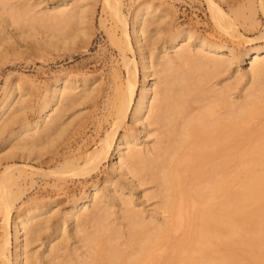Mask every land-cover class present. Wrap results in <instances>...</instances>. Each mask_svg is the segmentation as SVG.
Instances as JSON below:
<instances>
[{
    "label": "bare ground",
    "instance_id": "bare-ground-1",
    "mask_svg": "<svg viewBox=\"0 0 264 264\" xmlns=\"http://www.w3.org/2000/svg\"><path fill=\"white\" fill-rule=\"evenodd\" d=\"M14 1L0 0V15L8 16L6 26L20 29L23 22L35 26L42 21L54 30L76 24L75 37L86 31L89 0H59L53 8L40 11V2ZM207 2L212 20L228 30V15L219 4ZM114 3L112 12L121 24L124 44L129 52L139 54L140 62L127 64L129 76L112 130L95 151L81 158H64L52 174L87 180L112 158L118 180L106 177V192L90 185L65 213L45 202L18 209L25 191L17 193L12 186L18 179L15 171L21 169L7 167L0 179L5 230L0 264H225L236 260L232 250L244 239L249 240L247 253L255 263H263L255 249L264 250V170L257 171L264 165V134L255 128L264 125V46L248 44L239 56L235 49L185 29L167 39L158 30L154 38L149 29L158 22L159 9L150 3L139 5L130 27L123 0ZM260 8L264 14V0ZM258 40H264V34ZM237 63L241 65L235 69ZM244 63L250 65L246 71L241 68ZM228 73L234 83H213ZM246 78L250 86L238 101L234 91ZM90 82L88 78H56L33 120L26 117L23 88L18 83L8 85L0 99V149L12 147L2 158L15 150L39 155L42 140L65 129L67 114L94 98L95 91L87 89ZM129 122L134 130L122 134ZM153 128L157 134L151 145ZM143 137L148 141L143 142ZM241 142H247L249 150L238 155ZM240 170L248 174L237 188ZM120 180L129 182L134 192L155 184L157 191L144 198L160 201L156 210L161 221L145 209L136 210L134 192L124 198L126 189ZM114 192L115 196L107 197L106 193ZM113 198L121 201L120 216L114 212ZM222 249L227 254L217 256Z\"/></svg>",
    "mask_w": 264,
    "mask_h": 264
},
{
    "label": "rangeland",
    "instance_id": "rangeland-1",
    "mask_svg": "<svg viewBox=\"0 0 264 264\" xmlns=\"http://www.w3.org/2000/svg\"><path fill=\"white\" fill-rule=\"evenodd\" d=\"M25 1H29L30 4L42 3L37 9L39 11L46 6L53 8L59 2V0ZM210 1L219 4L228 15L226 24L231 29L226 25L225 28L228 27L231 31H235L233 34L230 31L228 32L229 29L218 27L215 24L211 18L207 0H123V12L128 17L131 27L133 13L139 5L150 3L154 8L159 9L157 17L159 20L149 29V32L152 33L150 35L154 38L158 30L162 32L161 37L167 39L177 30L185 29L194 33L198 38L235 49L239 56L242 55L248 44L264 46V40H258L264 34V14L260 8V0ZM14 2H19V0ZM114 4V0H111L110 3L106 0H89L86 18L88 23L84 26L85 29H83V26L81 27L86 31L83 35L77 37H75L77 34L73 32L78 27L75 23V27L72 25L70 28L65 25L59 26L60 29L55 27L56 31L52 28H46L47 25L45 26L44 22L42 24V21L41 23L38 22L39 24L35 22V26L34 22L29 21L30 23H26L22 21L23 24H27H24L26 28L22 26L19 29L18 26L16 28L15 26H6L8 16L5 15L7 14L0 15V24L4 30V33L0 35V39L4 38L2 41L0 40V99L3 97L4 90L8 85L18 83L24 90V99L27 100L26 117L33 120L39 103L44 99L49 87L56 78L62 76L75 79L88 78L91 82L87 89L90 88L93 89V92L95 91L94 98L91 101H87L84 105L78 106L67 114L64 119V130L62 129V131L42 140V145L38 148L40 156L36 153L33 155L34 157H31L29 153L24 155L19 150H15L9 155L13 159L9 156L2 158V155L8 153L12 146L5 147L2 152L0 149V160L2 159L0 179L7 167H19L21 169V171H15L18 179L12 186V189L17 193L25 191L23 200L18 203V209L24 205L45 202L53 204V209L56 208L65 213L73 200L81 198L84 190L90 185L106 192V186L103 185L106 177L113 181L118 180V177L112 171V158L104 164L98 173L87 180L74 177L68 173L52 174L64 158H81L95 151L101 140L112 130L121 90L125 88L129 76L127 64L132 60L137 63L140 62L139 54H132L124 44L121 24L112 12ZM23 20L26 21V17ZM21 29H23V32L20 31ZM63 34L66 36H63ZM55 36L58 38H54ZM59 36L60 38L63 36L64 41ZM64 37L69 40H65ZM240 65V63H237L234 68L238 69L237 67ZM241 68L246 71L250 68V65L244 63ZM230 73L220 76L213 83L216 84L221 80H223L221 85L234 83V77H231ZM140 77L142 79L141 71ZM249 86L250 83L247 78L238 84L234 91L235 99L238 100V97L244 94ZM262 120L264 121V118ZM153 129L149 141L143 137V142H151V145L154 143L157 133L155 128ZM121 130L123 134L124 131L134 130V128L129 122ZM255 131L264 134V125L256 127ZM252 138H254V135ZM15 143L13 144L15 145ZM248 150L249 144L247 142H241L237 146L238 155L244 154ZM36 155L39 159L36 158ZM32 169L37 172L32 173ZM261 169L264 170V165L258 168L257 171ZM46 174L47 176H44ZM247 174L248 172L241 170L237 173L235 178L237 188ZM32 182L34 186H32ZM120 183L126 189L124 198H127L128 193L134 192L129 182L120 180ZM156 189L155 184H147L138 192H134L135 205L136 210L145 209L148 215L161 221L162 217L156 210L160 205V201L154 198L151 199V196L147 198L148 195L155 193ZM106 195L112 198L115 196V192L106 193ZM144 195L147 197L144 198ZM112 202L115 205L114 212L118 214L117 216H120L121 201L119 198H113ZM114 218H116V215ZM2 223L3 213L0 210V241L5 233ZM173 243H176V239ZM248 244L249 240L244 239L242 245L235 246L232 251L236 256V260L225 264H257L246 251L250 250ZM11 249L14 254V240ZM225 254H227V251L222 249L216 255L224 256ZM255 254L264 259L263 249L256 248ZM210 264L217 263L210 262ZM258 264H264V262Z\"/></svg>",
    "mask_w": 264,
    "mask_h": 264
}]
</instances>
